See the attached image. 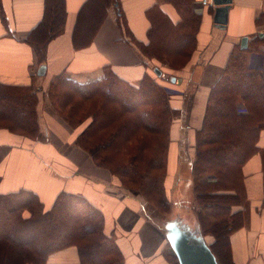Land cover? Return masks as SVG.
<instances>
[{
	"label": "trees",
	"instance_id": "obj_1",
	"mask_svg": "<svg viewBox=\"0 0 264 264\" xmlns=\"http://www.w3.org/2000/svg\"><path fill=\"white\" fill-rule=\"evenodd\" d=\"M44 1L43 18L26 39L39 55L47 42L63 32L66 22L64 0ZM86 1L76 14L72 32L76 48L91 42L109 5L117 3ZM168 2L179 20L164 13L151 17L147 41L139 44L153 71L164 72L160 67L166 66L167 74L190 62L199 24L195 0ZM251 53L245 49L230 56L224 74L209 89L190 166L194 201L201 207L196 213L198 232L203 239L211 238L208 247L219 264L220 260L230 264L228 238L241 225L238 214H231V208L241 202L238 192L220 193L219 188L240 193V168L255 151L251 140L256 142L264 129V56H257L247 68L246 56ZM153 71L133 85L110 72L88 84L60 76L51 82L48 94L60 118L71 128H80L75 144L96 166L163 207L170 190L168 130L177 111ZM35 96L29 88L0 87V105L5 107L1 112L17 121L11 126L24 131L22 136L31 141L44 138L37 124ZM241 104L246 113H239ZM203 176L210 180L201 183ZM107 225L104 214L80 195L62 192L48 210L31 191L0 195V264H46L51 253L70 246L77 248L78 264H125L117 232Z\"/></svg>",
	"mask_w": 264,
	"mask_h": 264
},
{
	"label": "crops",
	"instance_id": "obj_2",
	"mask_svg": "<svg viewBox=\"0 0 264 264\" xmlns=\"http://www.w3.org/2000/svg\"><path fill=\"white\" fill-rule=\"evenodd\" d=\"M114 1L117 3L109 5L91 42L76 48L72 42L76 14L87 1L64 0V30L47 42L39 55L26 39L41 22L45 1L0 0V87L33 90L39 133L44 137L26 139L22 136L24 131L11 126L17 121L2 113L5 107L0 105V195L31 191L44 210L62 192L83 196L104 214L106 228L117 232L116 243L125 264H168L162 252L167 236L146 220L142 199L119 193L112 175L96 166L89 154L75 144L80 128H71L60 118L48 94L51 82L60 76L88 84L102 80L110 72L133 85L151 72L153 65L143 56L139 44L147 41L151 17L164 13L178 21L177 11L169 0ZM208 1L211 0L194 2L199 24L193 36L190 62L169 74L163 69L165 73L160 72L159 77L172 97L170 105L177 111L168 130L167 163L169 187L175 198L189 192L187 187H193L190 166L209 89L224 74L230 56L252 50L246 56L247 68L257 56H264V0H232L222 27L214 24L215 6ZM245 37L246 47L242 48L241 40ZM239 109L246 113L243 104ZM254 147V153L240 168V193L237 189L219 188L220 193L238 192L241 200L231 208V214H238L241 225L228 238L230 264H264V129ZM201 180L210 179L203 176ZM205 237L208 246L211 242ZM78 263L74 246L51 253L46 260V264Z\"/></svg>",
	"mask_w": 264,
	"mask_h": 264
},
{
	"label": "rangeland",
	"instance_id": "obj_3",
	"mask_svg": "<svg viewBox=\"0 0 264 264\" xmlns=\"http://www.w3.org/2000/svg\"><path fill=\"white\" fill-rule=\"evenodd\" d=\"M207 3L211 4V1H208ZM160 68L161 70L162 69L166 70V67H160ZM152 71L153 69L151 70V74H152ZM153 74L157 76V74L154 71H153ZM157 77H160V76H157ZM241 112L242 111L239 110V113ZM251 144L252 145L254 144L253 139L251 140ZM112 177H113V180H115L117 184L119 185L118 186L120 190L118 191L119 193L135 195L138 198L142 199L141 201L143 204L144 217L146 218L147 221L154 224V226L163 230L166 236H168L171 233L172 225L173 226L175 225V226H178L187 235H190L196 238L199 237L198 227H197L198 221H197L196 213L198 209H200L201 207L199 206L197 202L194 201V196H191V190H194L193 187L192 189L187 187L189 192H186L185 194H183V196L179 198L172 197L171 190H169V194L167 195L169 199L168 200L166 199L167 206L161 207L156 202H148L144 197H142L136 191L134 187L129 186L130 188H126L128 186L126 187L122 186L119 180H117L115 176L112 175ZM200 182L202 183L201 179H200ZM168 185H169V181H168ZM181 191H183L182 188H181ZM176 195H178V192ZM148 200H151V199H148ZM157 200L158 199L151 200V201H157ZM205 239L208 242L211 241V238L209 236H206ZM162 252L168 264H179L178 259L175 253L173 252V249L171 248L170 243L168 242V239L166 241L165 250H163Z\"/></svg>",
	"mask_w": 264,
	"mask_h": 264
},
{
	"label": "water",
	"instance_id": "obj_4",
	"mask_svg": "<svg viewBox=\"0 0 264 264\" xmlns=\"http://www.w3.org/2000/svg\"><path fill=\"white\" fill-rule=\"evenodd\" d=\"M213 6H215L213 22L218 26H225L227 22V12L232 0H211ZM262 36V34H260ZM247 38L241 40L242 48L246 47ZM44 67L40 69V75H43ZM157 76L161 73L155 70ZM174 79H172V82ZM173 252L175 253L179 264H217L213 253L206 245L202 237H193L187 235L178 226L171 228V233L167 236Z\"/></svg>",
	"mask_w": 264,
	"mask_h": 264
}]
</instances>
